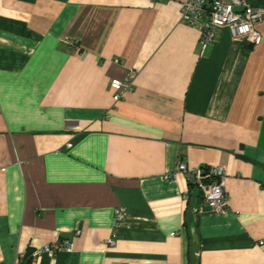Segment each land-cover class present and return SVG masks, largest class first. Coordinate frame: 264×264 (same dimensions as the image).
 <instances>
[{
  "label": "crops",
  "instance_id": "1",
  "mask_svg": "<svg viewBox=\"0 0 264 264\" xmlns=\"http://www.w3.org/2000/svg\"><path fill=\"white\" fill-rule=\"evenodd\" d=\"M182 1L0 0V264L58 234L33 264H190L191 227L196 264H264V0L259 43L203 51ZM178 159L224 167L223 211L191 212Z\"/></svg>",
  "mask_w": 264,
  "mask_h": 264
},
{
  "label": "built area",
  "instance_id": "2",
  "mask_svg": "<svg viewBox=\"0 0 264 264\" xmlns=\"http://www.w3.org/2000/svg\"><path fill=\"white\" fill-rule=\"evenodd\" d=\"M242 8V10L237 11L232 0H184L181 2L179 11L181 19L189 23V25H196L200 29L199 46L200 50L203 51L209 41H215L217 32L221 27L229 30L231 36L239 41H246L249 44L260 42L262 34L255 26V22L262 17L261 8L255 5H247ZM66 41L71 45L77 44L71 39H67ZM134 74L135 72L131 70L124 79H112L110 85L115 101L122 99L126 93L133 91ZM176 171H182L187 176L186 178L191 180L201 192L199 204L191 206L193 214L199 215L203 206H207L208 209L215 211H223L228 206L229 197L225 189L227 174L222 165L201 164L194 167L188 166L182 159H178L173 170H168L165 176L173 179ZM187 196L188 191L183 193L184 198H187ZM125 221L126 208L120 205L115 210L116 227L121 226ZM80 232L81 230H77V233ZM108 242L111 245H115V235L110 237ZM70 248L71 241L58 234L54 242L47 243L40 249L31 252L33 263L41 252L56 254L61 250ZM25 255L26 253H22L19 256V264H22Z\"/></svg>",
  "mask_w": 264,
  "mask_h": 264
},
{
  "label": "water",
  "instance_id": "3",
  "mask_svg": "<svg viewBox=\"0 0 264 264\" xmlns=\"http://www.w3.org/2000/svg\"><path fill=\"white\" fill-rule=\"evenodd\" d=\"M235 4V8L237 11L242 10L243 6H241V0H232ZM198 239H197V233L193 227H191V241H190V264H196L197 255L196 252L198 250Z\"/></svg>",
  "mask_w": 264,
  "mask_h": 264
},
{
  "label": "trees",
  "instance_id": "4",
  "mask_svg": "<svg viewBox=\"0 0 264 264\" xmlns=\"http://www.w3.org/2000/svg\"><path fill=\"white\" fill-rule=\"evenodd\" d=\"M189 182V185L194 189H196V191L199 193V195L201 196V192L200 190H198L195 186V184L191 181V180H188ZM188 196H189V191H188ZM191 207V206H190ZM191 234V232H190ZM34 249L32 248H29L27 251H26V255L25 257L23 258L22 260V264H33V257L31 256V252L33 251Z\"/></svg>",
  "mask_w": 264,
  "mask_h": 264
}]
</instances>
